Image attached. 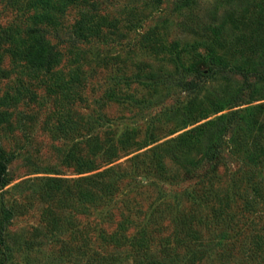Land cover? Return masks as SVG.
<instances>
[{
    "label": "rangeland",
    "instance_id": "obj_1",
    "mask_svg": "<svg viewBox=\"0 0 264 264\" xmlns=\"http://www.w3.org/2000/svg\"><path fill=\"white\" fill-rule=\"evenodd\" d=\"M151 262L264 264V0H0V264Z\"/></svg>",
    "mask_w": 264,
    "mask_h": 264
},
{
    "label": "trees",
    "instance_id": "obj_2",
    "mask_svg": "<svg viewBox=\"0 0 264 264\" xmlns=\"http://www.w3.org/2000/svg\"><path fill=\"white\" fill-rule=\"evenodd\" d=\"M204 26L205 25H202V26L201 25H197L196 27L201 28L202 30H204V29H206V28H204ZM210 73H211V71L209 70L206 73H202V75L204 77H206ZM186 84H188V88L189 89H192V88L195 87V84H194L193 81H187ZM215 157H218V155H217L216 151L214 150V151H212V157L210 156V158H215ZM2 163L3 162L1 161V164ZM2 167H3L2 168V170H3L5 168V165L2 164ZM4 171L5 170H3L1 172V176H3L2 173ZM103 174H104L103 172L102 173H100V172L99 173H93V174L88 175L86 177H82V178H78V179L74 180V183L76 184L77 189L80 191V193H78V194H80L79 196L84 194V196H92L93 198H95L97 196V197L100 198L101 196L98 195L97 191H96V185L99 182L98 179H101ZM50 180L53 181L54 183H60V181H63V179L61 177H51ZM85 184H87V185H85ZM88 240L89 239H84L83 243H86ZM93 254H94V252H93ZM150 264H152V262Z\"/></svg>",
    "mask_w": 264,
    "mask_h": 264
}]
</instances>
